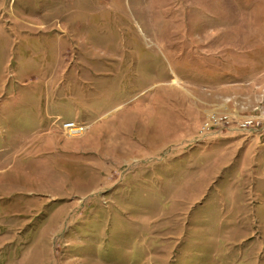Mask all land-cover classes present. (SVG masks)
Here are the masks:
<instances>
[{"label":"rangeland","instance_id":"obj_1","mask_svg":"<svg viewBox=\"0 0 264 264\" xmlns=\"http://www.w3.org/2000/svg\"><path fill=\"white\" fill-rule=\"evenodd\" d=\"M0 264H264V0H0Z\"/></svg>","mask_w":264,"mask_h":264},{"label":"bare ground","instance_id":"obj_2","mask_svg":"<svg viewBox=\"0 0 264 264\" xmlns=\"http://www.w3.org/2000/svg\"><path fill=\"white\" fill-rule=\"evenodd\" d=\"M64 129H65L64 131L66 132V134L72 138L81 137L85 134V131H86V127L81 128L75 125H66Z\"/></svg>","mask_w":264,"mask_h":264},{"label":"built area","instance_id":"obj_3","mask_svg":"<svg viewBox=\"0 0 264 264\" xmlns=\"http://www.w3.org/2000/svg\"><path fill=\"white\" fill-rule=\"evenodd\" d=\"M66 125H75V126H78V127H81V128L86 127L84 124H79V123H77L75 121H67V122L64 123V127Z\"/></svg>","mask_w":264,"mask_h":264}]
</instances>
